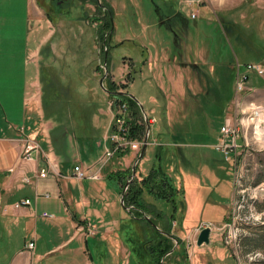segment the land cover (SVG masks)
<instances>
[{"label": "rangeland", "instance_id": "obj_1", "mask_svg": "<svg viewBox=\"0 0 264 264\" xmlns=\"http://www.w3.org/2000/svg\"><path fill=\"white\" fill-rule=\"evenodd\" d=\"M105 1L112 6L113 23L111 40L107 44L100 41L99 33L104 29L94 23L89 24L90 18L78 7L86 0H74L72 6L70 3L65 7H56L51 0H0V38H15L12 52L17 54L19 59L13 66L14 69L23 70L22 55L25 54L26 38L30 40L32 46L34 43L31 40L34 38L41 46V53L49 60V67L45 72L47 93L59 98L81 97L82 102L90 103L86 110L95 111L93 106L95 100L88 97L89 85L92 84L90 76L94 74L96 78L101 77L105 67L107 73L103 80L104 86L109 78L116 84H124L129 75L134 78L133 83L127 88L129 93L134 95L141 91L146 97L147 89L157 94L158 103H163L164 95L159 93L158 87L160 86L167 96L173 95V91L165 80L153 81L151 70L154 64H148V61L156 57L157 51L167 49L171 58L183 60L182 64L171 66L175 77L180 74L185 76L188 71L190 72V67L196 64L198 71L201 69L203 76L205 74L204 77H207V81L203 83L206 90L204 86L202 87V101L200 96L196 95L187 104L186 98L181 101L174 96L159 114L162 118L163 115H167L173 122L171 125L173 135L170 140L162 141L161 137L156 135L167 129L164 119L155 116L157 122L150 124L151 120L148 117L152 114L147 110L148 103L141 97L139 101L138 96H135L146 112L151 132L149 130L147 140L149 144H146L144 153L136 164L134 177L145 176L152 168L159 167L166 173L174 189V206L146 190L141 192V197L168 220L172 232L183 240L186 248L179 259L174 255L177 248L172 247L158 263L200 264L205 261V264H216L209 256V248L216 249L219 242L220 256L223 252L227 256L229 252L234 259L233 263L227 256L223 264H264V146L254 142L250 133L249 143L258 151L238 158L235 166L232 153L225 156L223 151L215 148L219 142L220 127L226 117L232 118L233 114L239 112L241 106L244 107L249 102L264 106V81L261 83V77L253 73L249 74L247 83L257 81L255 89L238 97L235 92L236 63L241 65L242 70H245L244 66L250 62L261 63L264 66V52L259 50L264 47V0H195V5L187 0ZM26 5L40 9L38 11L40 22L35 17H27ZM36 9L34 10L37 11ZM86 10L91 14L90 5L86 6ZM38 23L41 25L36 27ZM230 24L234 26V30L229 28ZM103 56L107 62L103 61ZM98 64L100 73L95 68ZM146 81L149 83L147 87ZM98 83L100 107L104 109L102 103L106 104L105 107L111 113L110 124L116 126L114 117L123 120L126 114L121 115L116 109L120 110L124 103L115 109L112 107L109 109L108 101L113 100L101 90ZM195 92H200V89H195ZM102 96L104 99H101ZM81 113L79 110V114ZM201 118L203 123L195 125ZM180 120H185V125L177 123ZM110 124L104 138L109 135ZM260 127L263 133L264 119ZM202 128L205 132L200 131ZM256 137L258 141L263 142L258 134ZM104 138L102 143L105 146ZM107 140L112 144L111 146L109 143L110 147L106 145L110 150L121 148L116 147L109 138ZM136 141L139 145L136 150L131 149L136 153L131 157L126 169V173L130 174L143 139ZM197 143L204 145L197 146ZM130 147L128 146L129 149ZM103 154L98 159L97 170L88 173L92 178H85L99 181L101 170L115 161L120 165L121 159L112 160L113 155L107 158ZM82 170L84 171L83 168ZM116 181L112 183L117 185ZM113 184H110L109 188L112 203L107 204V197L97 200L92 205L82 200L77 205L78 214L87 212L90 216V212L99 209L116 217V223L121 226L115 234L111 233L110 239L89 236L87 246L92 264H154L151 257L145 254L142 242L147 237L155 238L153 228L159 230L157 223L160 222L152 217V214L150 217L143 214L139 219L130 217L120 203L119 188L113 187ZM229 199L231 212L228 211ZM19 201L13 203L15 208L27 206ZM16 203L19 205L15 206ZM43 208L47 213H51L49 204L46 203ZM1 211L2 204L0 213ZM224 214L230 216L228 221L224 222L226 226L225 224L222 226ZM144 216H147L150 222L145 220ZM189 216L191 224L186 226L185 219ZM2 217L0 214V222ZM206 226L210 227L211 232L209 243L198 246L197 237L200 230ZM223 228V236L230 230L234 232L229 238L230 247L225 246L222 241ZM160 232L163 233L161 230ZM165 235L175 243L176 238L172 237L173 234ZM46 239L50 245L57 241L55 236H48ZM10 244L9 240L2 236L0 251L9 249ZM75 244L76 242L72 246ZM223 245L228 252L221 249ZM121 248L123 251H120ZM8 255L1 256L0 261L2 263L8 261ZM156 258L159 261V258Z\"/></svg>", "mask_w": 264, "mask_h": 264}, {"label": "crops", "instance_id": "obj_2", "mask_svg": "<svg viewBox=\"0 0 264 264\" xmlns=\"http://www.w3.org/2000/svg\"><path fill=\"white\" fill-rule=\"evenodd\" d=\"M34 9L36 8L26 5L27 17H35L40 22L38 12L40 9H36L37 11ZM40 25L41 23H38L36 27ZM31 42L34 46L26 38L25 54L22 55L23 70L16 71L13 66L19 57L12 52L15 38H0V204H2L0 214L3 216L0 222V238L3 236L11 243L9 249L0 251V258L4 254H9L8 261L4 263L0 261V264H92L87 246L89 236L110 239L111 233L115 234L121 226L116 223V217L99 209L90 212V216L87 212L78 214L77 205L81 200L92 205L97 200L107 197V204L112 203L110 184L104 178L116 170L127 174L126 169L131 157L136 153L134 151L136 148L130 147L128 155L115 158V160L121 159L120 165L115 161L101 170L99 181L74 177L75 165L81 166L86 175L95 172L98 159L103 153L102 139L110 124L111 113L105 107V103L101 102L104 109L99 104L100 90L97 83L100 77L96 78L94 74L90 76L92 84L89 85L88 97L95 100L93 104L95 111L86 110L90 103L82 102L81 97L59 98L47 93L45 72L49 67V60L41 53V46L34 38ZM155 56L148 61V64H154L151 70L152 79L157 82L165 80L173 95L167 96L168 94L166 95L159 86V93L164 95L163 104L157 102V94L147 89L146 97L141 91L134 94L138 96L139 101L141 97L148 103L147 110L152 114L148 117L151 120L150 124L157 122L155 116L162 118L159 116L160 112L171 99H174V96L181 101L186 98L187 104L196 95L200 96L202 101V87L204 86L206 90L203 83L207 81V77H204L205 74L203 76L201 69L198 71L196 64L190 67V72L188 71L185 76L180 74L175 77L171 66L180 65L183 60L171 58L167 49L157 51ZM104 59L103 56V61ZM95 68L98 70L99 64ZM261 80L264 81V77ZM133 81L134 78L128 75L127 82H124L126 90L123 91L128 92L127 88ZM147 84L148 81L145 82L146 87ZM195 89H200V92L196 93ZM78 98L80 100H76ZM101 99H104L103 96ZM162 119L167 129L156 135L160 136L162 141L170 140L173 135L171 128L173 122L167 115H163ZM177 123L185 125V120ZM202 123L201 118L195 125ZM183 130L184 127L181 131ZM201 130L205 132L203 128ZM26 136L35 138L40 147L37 159L26 161L22 158ZM218 136L219 134L216 137ZM196 145L203 146L204 143ZM41 168L47 170L44 177L38 175ZM113 187L117 185L113 184ZM25 198L30 200V205L19 208L13 206L14 202ZM46 203L51 206V213H48L51 216L43 217L42 212H47L43 208ZM226 214L223 215V221L226 220ZM185 215L183 212V216ZM152 217L156 218L154 212ZM189 218L190 216L185 219L187 224L183 221L184 225L191 224ZM164 221L165 223L163 221L157 223L159 231L168 226L165 217ZM172 231L171 228L170 232L174 236ZM48 236H55L57 241L50 245L46 239ZM117 238L119 239V235ZM30 241L34 243L31 250L26 247ZM74 242L76 244L72 246ZM217 245L216 249L209 248L212 261L223 264L228 256L234 263L226 245L224 244L221 249L228 252L227 256L225 252L220 256V243L217 242ZM120 251H123V248ZM200 264H205V261Z\"/></svg>", "mask_w": 264, "mask_h": 264}, {"label": "trees", "instance_id": "obj_3", "mask_svg": "<svg viewBox=\"0 0 264 264\" xmlns=\"http://www.w3.org/2000/svg\"><path fill=\"white\" fill-rule=\"evenodd\" d=\"M231 30H234V26L231 24L228 25ZM104 31H101L99 35H101V38L103 37L106 29L103 28ZM262 53L264 52V47H261L259 49ZM107 65V63H106ZM127 78V77H126ZM259 80V78L257 79ZM261 83L263 82L260 79ZM258 82L252 83V85H256ZM105 86L107 90L115 91V90H126V84H116L114 81L107 79L105 82ZM108 97L113 100L112 102V109H115L116 106H118L121 103H124L126 105V114L123 118V127L125 129V137L129 140H142L143 136L145 134V124L142 118L141 111L139 109L138 104L128 97L127 95H120L115 96L108 94ZM116 131V126L111 125L109 126L108 133H112ZM110 141L106 139L105 144L109 146ZM111 144V143H110ZM103 146V144H102ZM112 146V144H111ZM110 147V146H109ZM129 151V148H117L113 152V158H121L124 155H126ZM112 158V159H113ZM158 169V170H157ZM131 172V171H130ZM130 173L122 174L119 170L112 171L109 174L106 175L104 178L109 184H113L112 181H116L117 187L119 188V195L121 193V190L124 187L125 181L127 180ZM143 190H146L148 193L153 194L154 196L164 199L167 202H170L174 206V196L173 192L174 189L169 183V180L167 178L166 173H164L159 168H152V170L149 172V174L142 176L140 179H137L136 177L133 178V180L129 183L127 189L125 190L123 194V205L122 207L127 210L130 217L134 219H139V217L143 214L149 216L154 212L156 219L158 221H164V216L160 213L155 211L154 208H152L151 205H149L146 201H144L141 197V192ZM154 223H157V221L153 220ZM168 222V220H167ZM169 223V222H168ZM151 226V225H150ZM153 228V227H152ZM170 228L171 226L168 224L164 228H160L163 233L170 235ZM155 230V238L147 237L146 240L142 242L144 245V252L145 254H148L152 262L154 264H159L160 259L162 256H164L174 245V242L170 239V237L166 236L165 234L161 233L156 228H153ZM176 239H178V243H183V240L179 236L174 235ZM174 238V239H175ZM148 245L146 246L145 244ZM180 248V254L183 255L184 249ZM159 258L158 259L156 258ZM159 262V263H158Z\"/></svg>", "mask_w": 264, "mask_h": 264}, {"label": "built area", "instance_id": "obj_4", "mask_svg": "<svg viewBox=\"0 0 264 264\" xmlns=\"http://www.w3.org/2000/svg\"><path fill=\"white\" fill-rule=\"evenodd\" d=\"M190 3H194L195 0H188ZM245 70L241 69L239 63L236 64V77H235V92L236 97L244 92L253 91V88L248 86V77L250 73H253L256 76L263 77L264 76V66L259 63H246ZM237 104V102H236ZM109 108L112 107V102H108ZM118 112L126 113L125 105L122 104L120 110L116 109ZM235 113V112H234ZM116 124V131L110 133L108 136L104 138L106 141L107 138L113 141L116 144V147H127L131 146V148H137L139 143L136 140H129L125 137V129L123 127L122 118L114 117ZM264 119V106L258 105V103L249 102L248 104L241 106L239 108V112L233 114L232 118H226L225 122L220 127V137L219 142L216 144V149L223 151L224 155L227 156L229 153H232L234 158V166L238 158L243 156H248L252 154V152L258 151L252 147V144L249 143V134L251 133L253 141L257 142L258 145L264 146V141H258L255 130L258 125H262V120ZM250 127V130H249ZM262 138L264 140V132L262 133ZM114 150H110L106 145L104 146L103 155L107 158H111ZM40 154V147L35 140V138L31 136H26L24 138V148L22 152V158L26 161H31L37 159ZM74 177L78 179H83L85 177H90L86 175V173L82 170L81 166L75 165L73 168ZM99 170L96 172L98 173ZM236 172V171H235ZM47 174V170L45 168H41L39 170L38 175L40 177H44ZM95 177V176H94ZM235 184V180H234ZM21 204L29 205V199H23L19 201ZM19 204L16 203L15 206ZM43 217L51 216L47 212H42ZM234 212H232L233 219ZM230 218V217H229ZM207 225V224H206ZM205 226V225H202ZM226 226V224H225ZM228 226V224H227ZM227 230H225L226 232ZM229 233V234H228ZM224 236H222V240L224 244L230 246L229 238L232 236L231 233H234L230 230ZM34 246L33 242H28L26 244L27 249L31 250Z\"/></svg>", "mask_w": 264, "mask_h": 264}, {"label": "flooded vegetation", "instance_id": "obj_5", "mask_svg": "<svg viewBox=\"0 0 264 264\" xmlns=\"http://www.w3.org/2000/svg\"><path fill=\"white\" fill-rule=\"evenodd\" d=\"M78 1V0H76ZM51 2H53L54 6L56 7H65L68 6L70 3V5L72 6V3L74 4V0H51ZM82 3V1H79ZM90 5L92 12L91 14H88L86 11V6ZM78 7L82 10V12L84 14H86V16H88V18H90V20L88 21L89 24L94 23L95 25H99L101 26V28H105L106 31L102 37V41L104 42V44H107V42L111 40V36H112V6L110 7L108 3H106L105 0H86V2H84L83 4H79ZM231 209V200L229 202V212ZM227 217H225L226 219L229 218L230 216L226 215ZM197 233V232H195ZM202 245H207V244H201L198 246H202ZM185 244L184 242L182 243H178V239H177V243L175 242L173 247H176V252H175V256L179 257V259H181V252H180V248H183L186 250V248L184 247ZM184 253V251H183ZM182 253V254H183ZM190 259V257L188 256V260ZM188 260H186V262H188ZM190 262V260H189ZM188 264V263H187Z\"/></svg>", "mask_w": 264, "mask_h": 264}, {"label": "water", "instance_id": "obj_6", "mask_svg": "<svg viewBox=\"0 0 264 264\" xmlns=\"http://www.w3.org/2000/svg\"><path fill=\"white\" fill-rule=\"evenodd\" d=\"M105 56H106V53H105ZM104 62H106V57L104 59ZM106 73H107V69L105 67L104 69V74L100 77L99 79V86L101 87L102 90H104L107 94H112V95H127L128 97H130L131 99H133L139 106L140 110H141V113L143 115V118H144V122H145V135H144V138H143V141H142V145H141V148H140V151L138 153V156L131 168V174L128 176L127 180L125 181V184H124V187L123 189L121 190V193H120V203L121 205H123V194L125 192V190L127 189L129 183L133 180L134 176H135V173H136V164L138 162V160L142 157L143 153H144V150H145V147H146V144H147V140H148V134H149V130H150V125H149V122H148V118H147V115H146V112L142 106V104L135 98V96L129 92H126V91H123V90H116V91H110V90H107L106 87L104 86V83H103V80L105 79L106 77ZM144 219L147 220L148 222H150V219L147 217V216H144ZM209 234H210V227L209 226H206L204 228H202L200 230V233L197 237V240H196V244L197 245H201V244H208L209 243ZM169 236H172V235H169ZM174 238V236H172ZM175 242L177 243V239H175Z\"/></svg>", "mask_w": 264, "mask_h": 264}, {"label": "bare ground", "instance_id": "obj_7", "mask_svg": "<svg viewBox=\"0 0 264 264\" xmlns=\"http://www.w3.org/2000/svg\"><path fill=\"white\" fill-rule=\"evenodd\" d=\"M261 130H262V127H260V125H258V126L256 127L255 134H256V135L258 134V137H260L259 139H261L262 141H264L263 138H262Z\"/></svg>", "mask_w": 264, "mask_h": 264}]
</instances>
